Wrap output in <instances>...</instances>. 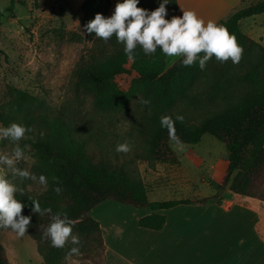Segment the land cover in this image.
Here are the masks:
<instances>
[{
  "label": "trees",
  "instance_id": "obj_1",
  "mask_svg": "<svg viewBox=\"0 0 264 264\" xmlns=\"http://www.w3.org/2000/svg\"><path fill=\"white\" fill-rule=\"evenodd\" d=\"M15 1L10 0L4 10L10 12ZM158 4L159 0H139L138 7L151 11ZM109 5L110 0L82 1L81 29L92 38V44L88 57L74 68V93L88 94L98 110L121 109L131 104L142 106L148 123L144 132L147 143L144 154L150 162L177 164L178 157L170 147L171 142L193 145L203 134L211 135L224 144L227 152V167L218 188L264 201V44H258L238 27L241 18L264 12V0H256L216 21L236 37L243 50L241 59L248 62L232 70H229L230 64H220L215 57L206 62L203 70L198 63L184 66L180 57L165 66V55L159 49L145 55L137 47L134 58H129L114 35L104 41L84 31L83 26L96 13L106 15ZM166 8V19L175 16L176 1L170 0ZM220 76L225 78L221 80ZM204 77L210 78L204 101L215 104L219 98L223 102L221 107L198 120L183 114L182 121L175 120L177 114L169 112L188 103L195 95L196 83ZM235 82L241 87L229 94L228 89ZM15 97L14 110L24 112V117L17 119L14 114L0 112V123L22 125L26 120L25 127L35 138L33 145L48 165V187L44 193L20 200L26 205L22 214L31 216L26 232L35 241L41 264H64L65 256L74 255L70 253L72 247H79L81 252L74 255L77 264H104L106 246L102 230L98 221L89 215L90 210L104 200L135 208L148 207L153 211L178 204H220L221 194L192 200L149 201L135 166L130 171L126 168L127 159L118 154L111 158L91 152L85 140L62 118L32 114L34 97L23 91H18ZM164 115L175 120L178 139H170L168 130L160 126V117ZM57 188L59 192L55 191ZM33 200L40 205V213L31 212ZM57 214L61 218L66 214L72 222V232L79 237V245H73L69 239L62 248H56L43 236L44 229ZM164 219V215L151 212L139 218L138 225L159 229ZM0 264H9L1 243Z\"/></svg>",
  "mask_w": 264,
  "mask_h": 264
},
{
  "label": "rangeland",
  "instance_id": "obj_2",
  "mask_svg": "<svg viewBox=\"0 0 264 264\" xmlns=\"http://www.w3.org/2000/svg\"><path fill=\"white\" fill-rule=\"evenodd\" d=\"M82 1L16 0L11 11L6 12L4 8L10 0H0V112L14 114L17 119L23 118L24 112L14 110L15 96L18 91H23L36 100L35 106L30 108L32 114L62 118L85 140L91 152L107 154L111 158L114 154L123 156L128 160L126 168L130 171L135 166L141 179L150 164L144 154L147 145L144 132L148 123L142 106L131 104L121 109L98 110L88 94H75L72 89L74 68L88 57L92 44V38L81 29ZM116 2L110 0L105 17L112 14ZM174 60L165 56L166 65ZM225 63L230 64L229 70H232L248 62L243 58L236 64L230 59ZM224 78L220 76L221 80ZM207 85H210L209 77L198 80L194 97L169 113L198 120L221 107L223 102L219 98L215 104L204 101ZM236 87L241 85L235 82L228 93L234 94ZM25 122L22 125L25 126ZM0 126L3 125L0 123ZM34 141L29 131L18 142L0 140V155L12 156L16 145L20 146L23 157L15 167L26 169L35 177H20L0 164V175L15 184L17 191L14 196L18 200L39 197L48 187V165L34 147ZM121 143L128 145L127 152L115 150ZM170 147L179 161L175 177L161 179L157 187L147 193L150 201L223 195L224 189L218 188V184L211 179L210 168L217 158L226 154L223 143L209 134H203L195 145L171 142ZM190 148H193L195 156L201 158L200 162L189 159L185 151ZM41 175L46 179L45 184L39 182ZM136 210L109 199L90 210L89 215L105 227L104 264H124L122 249L117 252L120 240L109 237L106 225L116 222L129 228ZM0 243L9 264H41L35 241L27 232L21 237L10 228H0ZM74 255L65 256L64 264H77Z\"/></svg>",
  "mask_w": 264,
  "mask_h": 264
},
{
  "label": "crops",
  "instance_id": "obj_3",
  "mask_svg": "<svg viewBox=\"0 0 264 264\" xmlns=\"http://www.w3.org/2000/svg\"><path fill=\"white\" fill-rule=\"evenodd\" d=\"M175 1V16L182 15V9L192 10L207 23L224 19L256 0ZM238 27L258 44H264V12L241 18ZM192 149L185 151L187 156L200 162L201 158L195 156ZM226 154L210 165L211 179L216 185L226 171ZM178 163L148 164L146 172L141 175L146 196L161 179L175 177ZM136 209L129 228L116 222L106 225L109 237L120 240L117 252L122 249L124 264H264V201L235 194L226 188L221 194L220 204H178L154 211L148 207ZM151 212L165 217L159 229L138 225V219ZM98 223L106 246L105 227Z\"/></svg>",
  "mask_w": 264,
  "mask_h": 264
},
{
  "label": "clouds",
  "instance_id": "obj_4",
  "mask_svg": "<svg viewBox=\"0 0 264 264\" xmlns=\"http://www.w3.org/2000/svg\"><path fill=\"white\" fill-rule=\"evenodd\" d=\"M169 3L170 0H159L158 7L149 11L138 7L139 0H117L110 16L96 13L94 18L83 26L84 31L104 41L114 35L117 43L123 45V51L129 58H134V50L139 47L145 55L154 54L159 49L166 57H180L184 66L198 63L201 70L213 57L221 63L229 59L233 64L240 61L243 50L226 26L214 21L205 23L192 10L182 9V15L166 19V5ZM175 120L182 121L183 115L177 114ZM175 120L168 115L160 117V126L168 130L169 137L173 140L178 139L175 136ZM28 131L30 129L15 122L0 126V140L18 142ZM115 150L127 152L129 148L126 143H121ZM22 157L23 151L17 144L12 156L0 155V164L7 166L20 177L35 179L28 170L15 167ZM39 182L46 183L43 175L39 177ZM16 191L15 184L0 175V228H10L22 237L30 225L31 216L22 214L26 205L15 198ZM55 191L59 192L60 189ZM31 202V212L40 213V205L34 200ZM43 236L56 248H62L69 239L73 245H79V237L73 234L72 222L67 219L66 214L63 218L60 214L54 215L44 229ZM79 251V247L70 249L73 254H79Z\"/></svg>",
  "mask_w": 264,
  "mask_h": 264
}]
</instances>
